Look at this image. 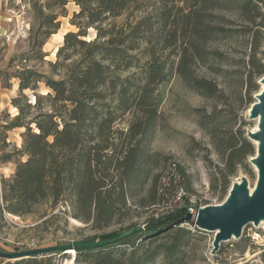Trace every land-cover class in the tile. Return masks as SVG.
<instances>
[{
  "label": "trees",
  "instance_id": "obj_1",
  "mask_svg": "<svg viewBox=\"0 0 264 264\" xmlns=\"http://www.w3.org/2000/svg\"><path fill=\"white\" fill-rule=\"evenodd\" d=\"M73 1L79 9L70 21L78 30L64 34L54 61L45 59L41 47L59 28L58 17L65 15L68 0L35 4L42 36L17 54L24 64L13 73L20 95L11 102L18 113L4 124L1 134L24 127L19 153L26 159L16 163L10 178L2 179L0 220L6 214H31L35 205L51 200L53 209L65 203L73 218L101 229L131 209V204L148 210L172 191L181 205L148 216L144 225L132 224L83 240L107 239L142 228L110 243L74 248L79 264H149L161 254L174 255L199 231L186 218L192 207L183 171L174 161L162 174L150 169L160 156L150 149L162 101L159 86L176 73L200 95L218 96V84L196 73L195 66L220 56L210 46L228 39L248 49L243 66L250 96L256 80L264 76V0ZM88 27L95 30L93 38L87 37ZM30 61L46 63L48 72L25 64ZM26 89L32 91L33 102L23 93ZM213 118V113L201 114L199 123L206 126ZM215 149L223 167H217L211 178L224 192L238 167L246 168L254 147L238 129L217 139ZM137 235L139 241L148 242L135 244ZM56 254L64 252L1 264H58Z\"/></svg>",
  "mask_w": 264,
  "mask_h": 264
},
{
  "label": "rangeland",
  "instance_id": "obj_2",
  "mask_svg": "<svg viewBox=\"0 0 264 264\" xmlns=\"http://www.w3.org/2000/svg\"><path fill=\"white\" fill-rule=\"evenodd\" d=\"M45 1L0 0V191L2 179L10 178L16 163L26 159L25 155L19 153L25 128L18 126L6 130L3 134L1 132L4 124L18 113V108L11 102L12 98L20 95L18 79L13 73L24 64L20 63L17 54L27 50L31 42L41 38L44 28L40 26L41 14L37 12L35 4H42ZM78 9L73 0H68L65 15L58 17L59 28L41 47L42 51L47 53L45 59L54 61L56 51L63 43L64 34L78 30L70 21ZM43 11L47 12L44 8ZM94 36V28L88 27L87 37ZM210 49L218 50L221 55L205 64L199 63L195 69L199 75L216 82L221 90L220 94L215 97H204L188 88L179 75L173 73L168 81L159 86L162 101L158 107L159 117L150 142L151 152L160 155L152 162L150 168L152 173H164L169 163L174 161L184 173L192 209L206 204L221 203L231 185L240 181L242 177L247 178L249 190L254 188L257 179L256 168L250 162L249 156L246 159V168L238 167L229 177V185L224 192L221 191L219 182L212 181L211 176L216 168L223 167L222 158L215 149V141L224 139L238 129L247 134L256 128L257 121L249 118V109L262 85L257 79V88L250 96L247 95L243 66V61L247 60L246 46L224 39L213 42ZM11 57L15 60L9 63ZM25 64L48 72L46 63L30 61ZM40 89L42 92L46 91L43 85H40ZM23 93L30 102L34 101L35 97L30 89L24 90ZM20 103L24 105L25 99L21 98ZM209 113H213V120L202 126L199 123L201 114ZM125 125L120 124L121 127ZM252 143L254 155L255 142ZM131 205V209L114 218L110 225L96 229L91 222L86 223L69 215L67 204L59 202L53 209L51 200L42 201L35 205L31 214L25 216L6 214L3 220H0V251L11 252L87 241L83 239L88 236L120 231L132 224L144 225L148 216L175 208L181 205V202L176 200L172 191H166L161 203L150 206L148 210H141L135 204ZM139 236L134 237L135 244L148 242L149 239L139 241ZM213 237L214 232L199 229L177 253L170 257L161 254L149 264H264V221L258 225L248 223L243 227L239 237L232 236L221 241L219 249L215 252L212 251ZM164 240L169 238L165 237ZM75 257L76 251L56 254L55 259L58 264H66L71 260L70 264H79ZM7 260L13 259L0 257V263Z\"/></svg>",
  "mask_w": 264,
  "mask_h": 264
},
{
  "label": "water",
  "instance_id": "obj_3",
  "mask_svg": "<svg viewBox=\"0 0 264 264\" xmlns=\"http://www.w3.org/2000/svg\"><path fill=\"white\" fill-rule=\"evenodd\" d=\"M258 82L262 89L255 94V101L249 109V118L256 119L257 128L249 131L247 137L255 142V154L250 157V162L256 168L257 179L252 190L248 188L246 177L234 182L229 192L221 203L206 204L196 207L192 212H187L186 218L190 219L198 229L214 232L212 241L215 252L219 249L221 241L232 236L239 237L242 229L248 223L258 225L264 221V76ZM142 228L138 226L121 232L118 236L94 241H78L71 244L52 245L17 251H0V257L17 259L33 255H40L52 251L68 253V249L77 247L98 246L113 242Z\"/></svg>",
  "mask_w": 264,
  "mask_h": 264
},
{
  "label": "built area",
  "instance_id": "obj_4",
  "mask_svg": "<svg viewBox=\"0 0 264 264\" xmlns=\"http://www.w3.org/2000/svg\"><path fill=\"white\" fill-rule=\"evenodd\" d=\"M177 190H178V192H177L178 195H181L183 193V188L182 187H179ZM189 211H193V209L189 208Z\"/></svg>",
  "mask_w": 264,
  "mask_h": 264
},
{
  "label": "bare ground",
  "instance_id": "obj_5",
  "mask_svg": "<svg viewBox=\"0 0 264 264\" xmlns=\"http://www.w3.org/2000/svg\"><path fill=\"white\" fill-rule=\"evenodd\" d=\"M261 89H262V86H261L260 90H261ZM256 128H257V125H256ZM256 128H255V129H256ZM255 129H254V130H255ZM74 252H75V251H74L73 249H69V250H68V253H74ZM71 262H72V260L69 261V262H67L66 264H70Z\"/></svg>",
  "mask_w": 264,
  "mask_h": 264
},
{
  "label": "crops",
  "instance_id": "obj_6",
  "mask_svg": "<svg viewBox=\"0 0 264 264\" xmlns=\"http://www.w3.org/2000/svg\"><path fill=\"white\" fill-rule=\"evenodd\" d=\"M1 264V263H0Z\"/></svg>",
  "mask_w": 264,
  "mask_h": 264
}]
</instances>
